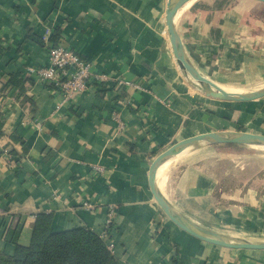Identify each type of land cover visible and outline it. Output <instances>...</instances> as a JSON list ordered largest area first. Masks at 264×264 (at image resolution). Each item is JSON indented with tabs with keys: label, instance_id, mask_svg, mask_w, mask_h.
I'll use <instances>...</instances> for the list:
<instances>
[{
	"label": "crops",
	"instance_id": "1",
	"mask_svg": "<svg viewBox=\"0 0 264 264\" xmlns=\"http://www.w3.org/2000/svg\"><path fill=\"white\" fill-rule=\"evenodd\" d=\"M168 2L0 0V253L28 246L40 213L52 216L54 232L83 227L102 235L114 209L105 239L118 264H264V250L188 233L152 193L150 167L173 144L213 131L264 134V98H212L184 75ZM262 4L182 6L176 28L200 73L228 88L264 85ZM58 32L62 45L91 61L92 73L108 76L59 106L62 95L30 71L49 65ZM208 146L163 167L161 195L201 227L264 239V157L215 147L238 144Z\"/></svg>",
	"mask_w": 264,
	"mask_h": 264
},
{
	"label": "water",
	"instance_id": "2",
	"mask_svg": "<svg viewBox=\"0 0 264 264\" xmlns=\"http://www.w3.org/2000/svg\"><path fill=\"white\" fill-rule=\"evenodd\" d=\"M189 1L191 0H169L166 11V22L173 51L184 75L191 80L194 87L212 98L229 101H251L263 98L264 86L246 92L233 93L227 91L215 81L200 73V71L191 63L175 24L178 11ZM255 1L264 3V0ZM200 143H206L209 145L249 144L264 146V134L245 131H213L188 137L173 144L159 154L150 167L149 183L156 202L168 218L199 239L231 249L264 250V239L253 240L237 238L201 227L179 214L161 195L157 185V173L160 166L174 155Z\"/></svg>",
	"mask_w": 264,
	"mask_h": 264
},
{
	"label": "trees",
	"instance_id": "3",
	"mask_svg": "<svg viewBox=\"0 0 264 264\" xmlns=\"http://www.w3.org/2000/svg\"><path fill=\"white\" fill-rule=\"evenodd\" d=\"M50 43L62 45L59 32ZM51 221L50 214H38L30 244L12 256L0 253V264H118L105 237L83 227L54 232Z\"/></svg>",
	"mask_w": 264,
	"mask_h": 264
},
{
	"label": "built area",
	"instance_id": "4",
	"mask_svg": "<svg viewBox=\"0 0 264 264\" xmlns=\"http://www.w3.org/2000/svg\"><path fill=\"white\" fill-rule=\"evenodd\" d=\"M49 60L48 66L31 68L30 71L36 74L42 82L50 83L54 91L62 95L63 100L58 106L65 102L76 103L80 95L90 87L96 83H104L108 79L107 75L92 73L91 61L82 58L76 50L64 45L51 43ZM120 82L126 85L132 84L127 81ZM87 206L90 209L93 208L91 204ZM114 214L115 210L112 209L102 237H107L114 221Z\"/></svg>",
	"mask_w": 264,
	"mask_h": 264
},
{
	"label": "rangeland",
	"instance_id": "5",
	"mask_svg": "<svg viewBox=\"0 0 264 264\" xmlns=\"http://www.w3.org/2000/svg\"><path fill=\"white\" fill-rule=\"evenodd\" d=\"M262 5H264V3ZM260 85H262V86H260ZM260 85L258 84L257 86H260V87L264 86L263 84H260ZM257 86H256V89L260 88V87H257ZM253 88L245 89V91L253 90ZM207 145H209V144L200 143L197 146L192 147V149L189 150L188 153H191V152L195 151L196 149L204 150V147H207ZM208 147H211V146L209 145ZM215 147L218 150H220V151H222V150H234V151H238V152H252L254 154H257L259 156H263L264 157V146H255V145H249V144H241L239 146H215ZM237 238H239V237H237Z\"/></svg>",
	"mask_w": 264,
	"mask_h": 264
},
{
	"label": "bare ground",
	"instance_id": "6",
	"mask_svg": "<svg viewBox=\"0 0 264 264\" xmlns=\"http://www.w3.org/2000/svg\"><path fill=\"white\" fill-rule=\"evenodd\" d=\"M221 86V85H220ZM223 87L224 89H226L227 91H230V92H233V93H240V92H246L245 90L243 89H234V88H228V87H225V86H221ZM252 101V100H251ZM192 147L190 148H187L185 149L184 151H182L181 153L177 154V155H174L173 157H171L168 161H166L162 166H160L159 170H158V173H157V178L159 177L160 175V172L162 171L163 167L171 160L175 159L176 157H179V156H182L184 154H187L189 152V150H191Z\"/></svg>",
	"mask_w": 264,
	"mask_h": 264
}]
</instances>
